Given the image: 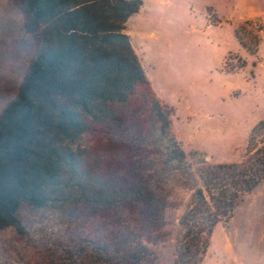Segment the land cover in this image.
I'll return each instance as SVG.
<instances>
[{"label":"trees","instance_id":"16d2710c","mask_svg":"<svg viewBox=\"0 0 264 264\" xmlns=\"http://www.w3.org/2000/svg\"><path fill=\"white\" fill-rule=\"evenodd\" d=\"M8 5L32 54L0 111V231L24 233L22 204L74 207L101 214L102 233L75 250L71 264H157L142 238L163 224L159 188L172 177L191 191L173 264H200L215 226L264 183V120L239 163L187 154L124 33L141 0ZM261 31L238 26L234 36L254 54Z\"/></svg>","mask_w":264,"mask_h":264},{"label":"rangeland","instance_id":"374dc122","mask_svg":"<svg viewBox=\"0 0 264 264\" xmlns=\"http://www.w3.org/2000/svg\"><path fill=\"white\" fill-rule=\"evenodd\" d=\"M141 1L124 33L145 87L172 110L173 136L187 154L205 153L213 163L243 161L252 129L264 120V0ZM18 24L8 0H0V111L32 54L31 43L17 35ZM238 26L262 28L256 53L239 44ZM159 191L165 198L163 224L142 241L157 264H173L191 191L172 177ZM17 218L24 233L0 231V264H71L73 252L102 233L101 214L74 207L22 204ZM200 264H264V183L215 226Z\"/></svg>","mask_w":264,"mask_h":264}]
</instances>
